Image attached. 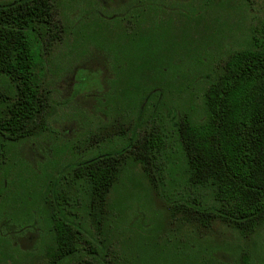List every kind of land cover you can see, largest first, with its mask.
<instances>
[{
  "label": "trees",
  "instance_id": "16d2710c",
  "mask_svg": "<svg viewBox=\"0 0 264 264\" xmlns=\"http://www.w3.org/2000/svg\"><path fill=\"white\" fill-rule=\"evenodd\" d=\"M145 15L146 0H129L118 18L121 33L103 43L115 118L46 177L36 214L6 218L19 226L34 218L31 225L44 228L49 264H226L219 253L227 249L210 247L206 233L223 225L245 238L264 225V18L241 48L200 77L195 116L168 100V67L156 32L141 28ZM58 33L51 0H0L1 152L45 128V46ZM86 72L74 73L76 91ZM136 165L156 229L138 233L126 256L112 246L125 205L117 190L121 173ZM233 250V264H248L239 246Z\"/></svg>",
  "mask_w": 264,
  "mask_h": 264
},
{
  "label": "rangeland",
  "instance_id": "374dc122",
  "mask_svg": "<svg viewBox=\"0 0 264 264\" xmlns=\"http://www.w3.org/2000/svg\"><path fill=\"white\" fill-rule=\"evenodd\" d=\"M128 1L51 0L59 33L45 46V128L25 140L7 142L0 151V184L6 180L0 192V264L50 262L45 256L48 240L44 228H32L34 218L24 224L28 229L8 223L6 218L21 212L36 214L46 177L76 158L82 142L94 143V132L117 115L106 96L111 71L103 43L121 33L124 22L118 18ZM263 18L264 0H146L140 27L154 30L159 37V58L168 67L163 77L170 78L168 88L173 91L168 100L198 115L204 87L200 77L241 48L253 31L257 33ZM78 69L91 71L83 74L80 92L75 90ZM121 78L120 87L124 88L126 75ZM173 152L178 160V153ZM119 183L117 191L125 205L117 218L119 226L114 227L112 246L129 256L137 234L156 229L151 221L153 202L139 165L122 172ZM114 198L111 196L110 202ZM206 235L204 240L214 250L227 249V254L219 253L226 264H233L230 255L238 246L248 256V264H261L264 258V225L245 238L223 225H215Z\"/></svg>",
  "mask_w": 264,
  "mask_h": 264
},
{
  "label": "flooded vegetation",
  "instance_id": "af4514ba",
  "mask_svg": "<svg viewBox=\"0 0 264 264\" xmlns=\"http://www.w3.org/2000/svg\"><path fill=\"white\" fill-rule=\"evenodd\" d=\"M28 227H29V226H27V225H24V226L22 227V229H28ZM32 228H38V227H36V226H35V227H33V226H32ZM43 233H44V231H43ZM44 234H45V233H44ZM49 261H50V260H49ZM50 262H51V261H50ZM50 262H49V263H50Z\"/></svg>",
  "mask_w": 264,
  "mask_h": 264
}]
</instances>
